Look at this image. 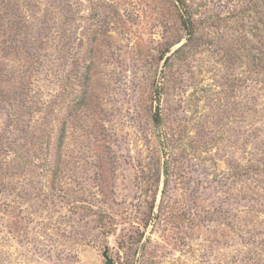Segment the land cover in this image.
I'll use <instances>...</instances> for the list:
<instances>
[{
	"label": "rangeland",
	"instance_id": "374dc122",
	"mask_svg": "<svg viewBox=\"0 0 264 264\" xmlns=\"http://www.w3.org/2000/svg\"><path fill=\"white\" fill-rule=\"evenodd\" d=\"M185 1L0 0V264H264V0Z\"/></svg>",
	"mask_w": 264,
	"mask_h": 264
},
{
	"label": "trees",
	"instance_id": "16d2710c",
	"mask_svg": "<svg viewBox=\"0 0 264 264\" xmlns=\"http://www.w3.org/2000/svg\"><path fill=\"white\" fill-rule=\"evenodd\" d=\"M175 3L178 6L179 19L181 23L184 25L188 34L193 35L195 21L193 15L188 10V3L185 0H175ZM156 121L158 122L157 119Z\"/></svg>",
	"mask_w": 264,
	"mask_h": 264
},
{
	"label": "water",
	"instance_id": "95a60500",
	"mask_svg": "<svg viewBox=\"0 0 264 264\" xmlns=\"http://www.w3.org/2000/svg\"><path fill=\"white\" fill-rule=\"evenodd\" d=\"M104 257L107 259L106 264H112V260L108 258L107 252L104 253Z\"/></svg>",
	"mask_w": 264,
	"mask_h": 264
}]
</instances>
